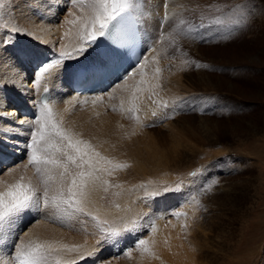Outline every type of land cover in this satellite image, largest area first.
Listing matches in <instances>:
<instances>
[{
    "label": "rangeland",
    "instance_id": "1",
    "mask_svg": "<svg viewBox=\"0 0 264 264\" xmlns=\"http://www.w3.org/2000/svg\"><path fill=\"white\" fill-rule=\"evenodd\" d=\"M58 1L59 0H53L49 2V4L51 5ZM68 1L63 0L62 2L60 0L65 7L75 6V4H67ZM181 1V10L176 14L173 13L168 16V24L166 23V25H164L160 19L158 28L154 31L155 33H153V31L151 33L150 31L147 32L148 43L150 42L147 49L155 50V52L151 61L148 62L145 69L142 70L143 73H148L149 77L145 83H143L141 91H146L144 92L146 95H154L156 98L160 99L158 102H165L167 105L170 104L167 108H162V113L165 115L163 118H155L153 123H138L142 129L133 130L132 127L134 126H132V123H135V121L132 119V116L136 118L135 113L138 114V107L141 106L140 108H142V102L145 103L144 100L141 99L145 98L146 95H138L141 99L136 98L135 103H138V101L141 103L137 104L136 107V104L133 102L128 103L124 98L119 99L120 97H117V92L111 94L109 98L97 100L99 106L103 108L101 112L98 113L102 114V116L100 120L91 121V124L89 122V124L87 123V115L81 110L80 103L72 107L65 115L64 119L58 115V119L64 122H58L63 128L65 126V129L71 131L74 127L71 132L74 137L76 136L75 139H82L85 141L86 137V140L91 138L92 140L89 139V142L85 141L88 142V144L90 142L92 143L91 148L93 144L101 142L100 144L97 143L99 146L97 144H95L96 147L95 145L93 146L95 147L93 148V155L95 153L100 154L99 157H95L96 160L98 159L97 161L103 162L111 159L121 160V157L122 159L125 157L123 161H115L117 164L116 169H125L128 173L133 172L131 171L132 167L129 160L134 162L138 156L137 153L145 148L143 139L147 135L152 138L149 139V143L155 142L154 144L163 151H172L169 149L167 150L170 146V149H174V145H177L180 140L177 135L172 136L175 133L171 134L172 128L168 127L169 125H178V128H182L181 125L187 126L189 122H194L189 120V118L195 119L196 121L199 120V123H201V120H203V122H207L208 120L207 123L210 126V132L214 134L213 137L211 135L204 136L202 134L197 138H193L190 133L197 125L194 127L191 126L192 130L190 132L187 131L183 136V142L181 141L179 143L180 145L186 143L185 148L188 147V150L186 148V153L187 159L189 160L186 164L179 165L181 168L180 170L174 171L171 177L160 180L162 182L153 180L147 182L133 181L134 186L141 183L138 185L141 186L140 189H146L139 195L137 194L138 201L136 203L143 201V205L146 207L149 202L160 203L161 201V205L164 204L165 210H168L166 212L167 216L164 217V220H162L159 226L155 224L153 220L151 221V219L147 218V215L142 213V216L144 214V219L146 218L143 225L145 227L142 228L141 232H137L138 234L133 236L135 239L133 238L132 244L131 241L129 244H127V241L123 244H117L114 254V248H112L107 258L105 255L100 258L94 257V264H138L142 261L141 259L138 260V256H140V254L141 256L143 255L141 248L144 245L138 247L137 242L141 239L147 240L148 237H154L155 239L163 238L160 233L166 229L168 239L172 240H168V242L173 245L170 256L173 262L172 264H181L182 262L184 264H188V262L189 264H211V260L214 257L218 259L215 264H264V90H262L264 86V0ZM21 2L25 4V0H2L3 6L0 7V33L6 28V20L16 19L14 11L19 7L15 8V5ZM17 13H20V16H18ZM15 14H17V17L23 16V13L19 11V9ZM57 37H55L57 39H55L54 45H57L59 42V35ZM44 49L47 51V45ZM160 52H162V54ZM256 55L260 56L263 63L256 60ZM142 76H144V74ZM153 76H155L156 80ZM212 76H217L223 80H229L233 86L229 88L227 83L222 82V86L217 88L211 87L207 79L210 80ZM149 79H151V81ZM200 79H202V82L206 81L202 83L199 81ZM206 82L208 87L207 84H205ZM169 85H172V87ZM161 87L163 88L161 89ZM173 87L177 90L173 89ZM166 89L169 90L165 91ZM162 90H164V92ZM141 91H139V93ZM168 91H172V94L170 95ZM163 93H166L164 94L165 96ZM175 93L176 96L174 95ZM168 96H172L170 97V99L172 98L171 101L168 100ZM94 103L95 102L91 105H94ZM88 112L95 113V110H88ZM123 112H125L124 116L121 115ZM81 113L83 114L79 115ZM108 113L109 115L111 114V116L117 115L126 118L125 121L126 123L128 122V124L125 125L127 126L126 128L131 126V128H129L130 130L124 133V127L118 126L116 119L106 117ZM72 114L79 115V117L73 116ZM154 115L155 114H152L153 117ZM72 117L75 118L73 119ZM55 119L57 120V117H55ZM76 119L78 120L76 121ZM82 119H85L84 122ZM101 119L104 120L103 122L107 120L105 124L101 122ZM188 120L189 122H187ZM167 122L169 123L167 124ZM101 123L104 125H101ZM109 124L110 126L112 124V126L110 127ZM82 130L85 131L83 132ZM79 133L83 134V136ZM84 135L86 137H84ZM142 135L144 138H140ZM126 136L128 138H126ZM26 138L27 135L25 136V140ZM93 138L96 140L98 138L99 140L96 141ZM102 138L104 139L102 140ZM146 139L148 140V137L145 138V141H147ZM133 147L137 148L134 149ZM260 147L262 151L258 152ZM130 149L134 150L131 152ZM133 151L137 152L134 153ZM26 155L25 152L20 159L16 160L17 166L19 165V168L16 167V170H22L23 173L29 166V164H23V162L27 160ZM23 157L24 159L22 162L21 159ZM101 157L105 159L101 160ZM112 162L114 163V160H111V163ZM126 163H130V166ZM124 164L126 166H124ZM190 166L192 167L191 169H189ZM11 167L12 166H9L8 168L12 169ZM8 168H2L0 172H4L8 170ZM170 169H174V167ZM33 170H35L34 173L38 176L36 168ZM193 173H195V175H193ZM110 175L111 172L108 176ZM125 177L126 176L120 174L115 175L110 182L113 183L112 181L116 178L124 179ZM139 177L141 178L142 176ZM20 180L18 179V181ZM130 187L133 186L130 185ZM40 188L42 193V182L40 183ZM164 188H168L169 191L163 193L162 190ZM153 191L161 192L162 194L157 197L147 196V193ZM107 193L110 192L106 191L105 194ZM166 195L169 199L168 202L166 200ZM145 197H149V199ZM124 198L125 196L123 194L111 195L108 198L109 204L112 207H116L115 201L121 203L124 201ZM182 198H186L187 203H185V206L183 205ZM164 200H166L167 203ZM90 206L91 205H88V208L87 205H84V211L80 212L85 213L84 217V214H79V211V215L76 214L75 219H77V221L75 219L74 221L75 224L76 222L78 224L76 226L77 231L74 229V232L80 235L82 234L81 236H84V239L92 238L91 241L92 243L95 242V247L102 246L98 243V241H101L104 237L102 229H123L126 225L130 226L132 224V221L127 219V217L130 218V210H128V208H123L128 212H124L125 214H121L119 218L105 220L101 215L104 212H102L103 210H99L98 206L108 211L107 206L104 207V204L102 206L97 204L96 207ZM68 207L69 205H63V211H65L66 214L69 213L68 215L74 218L77 211L71 206ZM128 207L131 208L132 206ZM73 210L74 213L71 212ZM158 210L159 208L157 206L153 208L156 221L162 219L157 216ZM175 213H183V215H175ZM80 215L83 219L80 218ZM85 217H87V220L84 219ZM78 218H80V221L83 220V223L82 221L80 222ZM88 220H90V225L91 221L93 225L90 226ZM123 220L126 222V225L124 224L125 226H123V223H125ZM94 221H96V223ZM118 223H122V225L119 226ZM85 225L89 228H86ZM177 228H179V230ZM155 229H158L157 232L160 233H157ZM15 230L16 229L12 231L13 235L17 233ZM175 232L176 235L174 234ZM226 234H231L230 241L220 239L221 237H225ZM146 235L147 237H145ZM156 236H158V238H156ZM171 237L174 238L171 239ZM228 237L229 235L227 238ZM95 238L99 239L96 240ZM9 241L10 240H7L6 249L8 251L10 250V255L13 256L15 249L12 246L13 244ZM174 241L179 244L177 245ZM180 241L184 244H181ZM116 242L117 240L110 241L107 244L111 243L110 246L115 247ZM107 244L106 247L109 248L110 246H107ZM180 245H182V248ZM134 249H136V251ZM129 250H134L135 252ZM128 252L131 253V256L128 255ZM178 253L179 256H177ZM135 254L138 259L134 256ZM181 256L187 259H182ZM58 259H52L55 263L50 261L47 264H59L61 263L60 260H63V257L60 256ZM104 259H108L110 262ZM136 259L138 263L134 261ZM14 262L18 264V262Z\"/></svg>",
    "mask_w": 264,
    "mask_h": 264
},
{
    "label": "bare ground",
    "instance_id": "2",
    "mask_svg": "<svg viewBox=\"0 0 264 264\" xmlns=\"http://www.w3.org/2000/svg\"><path fill=\"white\" fill-rule=\"evenodd\" d=\"M19 1H21V0H19ZM52 1H50V0H28V1H26L25 0V4H23L22 2L20 4L17 3L15 5V8L16 7H19V8L15 9V11H14V15H15L16 19L6 20L5 21L6 22V26H5L6 28H4V31L2 33H0V171H2L1 170L2 168L7 169L9 166H12L11 168L15 169L14 171H11L12 169L8 168V170H6L4 172H0V191H4L6 189L5 186H7L9 184L16 183L18 181V179L20 180V179L24 178L23 182H25V183H28L29 181H31L33 184H39V185L42 182L40 180V178L34 173L35 170H33V169H35V166L33 167L30 165L29 166L27 165L28 169L25 170L24 173L22 172V170H19V171L16 170V167L19 168L18 167L19 165L17 166L16 160L20 159V157H22V155L25 154L26 151H25L24 145H26L28 138H29V135H30V129L28 127L27 122L32 121L36 118V117H32L33 115L18 114L19 110L21 111L23 109L29 108V109L34 111V114L37 113L38 107L40 106V104H38L39 94H40L41 90H43L45 87H48L50 89V92H51V97L46 102L51 106L53 114H54V118L57 117L56 121L57 122L61 121L62 123H64V122H63V120L58 119V115L62 119H64V117L68 113V111L72 107H74L77 103H80L81 110L84 112V114L87 115V118H86L87 123L89 122L91 124V121H95L97 119L100 120V117L102 116V114H98V113H100L103 108H102V106H99V102H97V100L102 99V98H109V97H111L110 95L115 93V92H117V94H118L117 97H120L119 99L124 98L128 103H131V102L135 103L136 98L141 99V97L138 95L145 94L144 92H146V91L142 92L141 88H143V83H145V81L148 79L149 74L146 72L143 73L142 70L145 69L146 64L151 61V58L155 52V50L147 49L149 47V43H150V42L148 43V36H147L148 33L147 32L150 31V33H151L153 31V33H155L154 31L158 28V24L160 22V19H161V22L164 23V25H166V23L168 24V22H169L168 16L170 14H173V13L176 14L178 11H180L181 10V4L180 3L182 2L181 0H135V2L137 4H139V7H134V10L130 9V11L132 12V14L136 17V19L139 22L138 28H139L140 39H141V44H142V52H141L142 62L140 63V65L132 68L131 74H128L125 79L118 80L117 82L115 80H113L108 88L98 90V91H94V92H89V93H76L73 90H71V87H70V79H71L72 74L74 73V70L79 66H85L86 64L91 63L95 59L97 54L99 53L98 43L95 42V44L92 46V49L89 51L87 56H85L79 60L76 59L77 53L75 50L79 47H88V44L83 40V38L81 36V32H82V25L85 22V20L87 18H90L93 15V10H92V6H91L93 3V0H79V2L77 4H75V6H67V7H65L62 4L63 0H61L62 2H60V0H59L57 3H52L50 5L49 2H52ZM40 3H41V5H40ZM67 4L71 5L70 1H68ZM183 7H184V5H183ZM18 9H19V11H21L23 13L22 17H17V14H18V16H20V13L15 14L18 11ZM24 15H25V17H24ZM77 17H79L80 19H77ZM73 19H77L76 24H70L69 23V21L73 20ZM4 20H5V18H4ZM0 26H1V23H0ZM66 33H67V35H66ZM56 34L59 35V42L57 45H54L55 39L58 38L57 37L58 35H56ZM55 37H57V38H55ZM46 45L48 48L47 51L44 49ZM61 51L71 53L70 56L65 57L64 60L62 61L63 67L62 68L60 66L53 67L52 69L49 70L48 73H45L44 76L39 79V83H36V74H37L38 68L42 64L49 62L51 59L57 58L56 54L58 52H61ZM152 52H153V54H152ZM160 53L162 54V52H160ZM255 58L257 61L259 60V62L263 63V61L259 55H256ZM143 74H144V76H142ZM214 77L212 76L210 80L207 79V81H209L208 84L211 85V87L217 88L219 86H222L223 83H227L229 85V88H230V86H233V84H231V82L229 80H226V79L223 80L217 76H214ZM150 78H152V77H150ZM153 78H155V76H153ZM202 79H200L199 81L202 82ZM149 80L151 81V79H149ZM155 80H156V78H155ZM158 81H159V79H158ZM204 82H202V83H204ZM205 84H207V82ZM208 84H207V87H208ZM178 85H179V83H178ZM169 86L172 87V85H169ZM171 87H170V89H171ZM225 87H226V85H225ZM162 88L163 87H161V89ZM176 88H177V86H176ZM176 88L173 87V89H176ZM263 88H264V86H263ZM263 88H262V90H264ZM167 90H169V89H166L165 91H167ZM139 91H141V92L139 93ZM162 91L164 92V90H162ZM168 92L170 93V95L172 94L171 93L172 91L171 92L168 91ZM164 94H166V93H163V95ZM174 95L176 96V93ZM170 97H172V96H170ZM170 97L168 98L169 101H171V99H172V98L170 99ZM174 97H173V99H174ZM162 98H163V96H162ZM141 100H144L145 103L142 102V104H143L142 108H140L141 104L139 105L140 106V107H138L139 112H138V114L135 113L136 118L132 116V119L135 121V123L130 122V123H132V126H134V127H132L133 130H137V129L141 130L142 129V127H140V125L138 123H140V124H142L143 122H149V123L152 122L153 123L155 118H158V119L163 118L165 115L162 113L163 112L162 108L163 109H164V107L167 108V106L170 105V104L167 105V103H165V102H158V101H160V99L156 98L154 95H146L145 98H143ZM93 102H95V103L97 102V103L96 104L94 103V105H91ZM139 103H141V102L138 101V103H135L136 107H137V104H139ZM168 103H171V102H168ZM88 110H95V113L88 112ZM82 114L83 113H81L79 115H82ZM152 114H155L154 117L152 116ZM74 115L76 117L77 116L79 117V115H76V114H74ZM121 115L124 116L125 112H123V114L121 113ZM106 117H112V118L116 119V123H118V126L124 127V129H123L124 133H127V131L130 130L129 128H131V126L126 128L127 126L125 124H128V122L126 123V121H125L126 118H124V117H120L117 115L111 116V114L109 115V113H108V116H106ZM78 119H76V121ZM143 119H146V120H143ZM84 120H83V122H84ZM189 120L194 121L195 123L194 122L190 123ZM189 120L187 122H189L190 125L189 124L187 126L181 125L182 128H178L177 127L178 125H169L168 126V127L172 128L171 134L175 133L172 136L177 135V137H179V140H180L177 145H174L175 146L174 149H170L171 146L167 148V150L168 149L172 150L170 152L166 151V150L163 151L162 149H160L159 147H157L154 144L155 142L149 143V139H152L149 137V135H147L145 137V138L148 137V140L146 139L147 141H145V138L142 135L143 137L141 136L140 138H144L143 140L145 142V144H144L145 148L142 149L141 152L137 153L138 156L136 157L135 160L133 159L134 162H131L129 160V162L131 163V167H132L131 171H133V172L129 171L130 173H128L127 170H125V169H121V170H119L118 168L116 169V165H117L116 162H119L121 160L123 161V159L125 157L123 159L121 157L120 158L121 160L111 159V160H114V163L113 162L111 163V160H109V161L107 160V161H103V162L100 161L99 163H97V165H96L97 171L95 172V175L98 176L99 179L95 180V181L89 180L87 186L84 188L83 197L82 198L79 196L77 197V199H79L81 201L79 206L82 208H84V205H87V207H88V205L96 207L97 204L100 206H102L104 204V207L107 206L108 211H107V209H104V208L98 206L99 210H103L102 212H104V213H102L101 215L104 217L105 220L110 219V218H112V220L117 218V217L119 218V216L121 214L123 215L124 212H128V211L124 210L125 208H128V210H130L129 211L130 218L127 217V219H130L132 221V223L136 222L139 226L134 231L125 232L121 235V237L117 238L116 239L117 242L115 243V247H111L110 246L111 243L107 244V246H110L109 248L106 247V244L99 246V247H95V242L92 243V241H91L92 238L84 239L85 237L83 236L84 237L83 238L81 236L82 234L80 235L78 233H75L74 229L77 231L76 226L78 223L76 222V224H75L74 219H75L76 214H78V211L75 209L77 212L75 211L76 212L75 215L73 214L74 218H72V216L68 215L69 213L66 214L65 211H63L64 210L63 205H61L59 208H54V207L42 205L39 213L29 212V213L25 214L24 216H22L19 219L17 224L14 226V229H16L15 232H17V233L13 235V232H11V235L7 238V240H10L9 242H11L12 244L18 243V241L16 240V237L19 236L25 242H27L28 240H39V241L49 240V241H58L60 245H67L69 247H71L73 245H77V246H79V252H70L67 249H61L60 252L58 254H56L53 258L49 259L46 262V264L50 261H53L52 259L57 260L60 256L63 257V260H60L61 263H59V264H85V261L81 260V254L85 253V252H93L95 250V254L88 257L86 260V264H94L95 263L94 257L100 258L101 256L105 255L107 258L108 257L107 255L109 254V252L112 251V248H114V251H113V254H114L116 247H117V244H123L126 241H127V244H129L130 241L132 244L133 238H134L133 236L138 234L137 232H141L142 228L145 227V226H143L145 219H146V218L144 219V217H143L144 214L148 216L147 218L151 219V221L153 220V222H155V224H158L160 226L162 223V220H164V217L167 216L166 212L168 210H165L164 204L161 205L162 204L161 201H160V203L159 202L158 203L149 202V204L146 207H144L143 201H139L138 203H136L138 201L137 196L141 192H144L146 189H143V190L140 189L141 186H138V185L141 183H138V185L136 184L134 186L133 181H135V182H140V181L147 182V181L153 180V181L162 182L160 180H163L167 177H171L173 175L172 173L174 171H177L178 169L180 170L181 168L179 165H184V163L186 164L189 160L187 159V153H186V151L188 150V147H186L187 150L185 148L186 143H183L181 145L179 143L181 141L183 142V140H182L183 136L187 133V131L190 132L192 130V127H194L195 125H197V126L190 133L193 138L194 137L197 138V137H199V135L201 136L202 134L204 136L211 135L213 137L214 134H213V132H212V134L210 132V126L207 123L208 120H207V122L206 121L203 122V120H201V123L198 122L199 120L196 121L195 119H190V118H189ZM20 121H25V124L21 125L19 123ZM86 121H85V123H86ZM103 121L104 120H102L101 122L105 124V122L107 120L105 122H103ZM254 121H255V119H254ZM71 122H72V120H71ZM74 123H76V122H74ZM81 123H82V121H81ZM102 123H101V125H104ZM130 123H129V125H130ZM168 123L169 122H167V124ZM71 124H73V123H71ZM170 124H171V122H170ZM98 125H99V123H98ZM72 126H74V125H72ZM109 126H110V124H109ZM111 126H112V124H111ZM69 127H70V125H69ZM87 127H88V125H87ZM116 127H117V125H116ZM64 128H65V126H64ZM73 129H74V127H73ZM73 129L71 131H73ZM143 129H146V128H143ZM97 130H99V129H97ZM244 130H245V128H244ZM111 132H112V130H111ZM75 133H77V132H75ZM86 133H87V131H86ZM86 133H85V135H86ZM97 133H98V131H97ZM79 134H81V133H79ZM171 134H170V136H171ZM26 135H27V138L25 140ZM81 135L83 136V134H81ZM85 135H84V137H86ZM75 137H74V139H75ZM77 138H78V136H77ZM126 138H128V137L126 136ZM129 138H131V137H129ZM86 139H87V137H86ZM86 139H85V141H88L91 138H89L88 140H86ZM103 139L104 138H102V140ZM94 140H96V139H94ZM97 140H99V139L97 138ZM90 143H89V145L91 146L92 143L91 144ZM97 143H95V144H97ZM100 143H98V144H100ZM104 143H106V142H104ZM95 144H93V146ZM103 145H105V144H103ZM93 146H92V149L96 147V145H95V147H93ZM190 146H191V144H190ZM136 148L137 147H135L134 149H136ZM134 149H132V150H134ZM132 150L130 149L131 152H132ZM261 151H262V148L260 147L258 152H261ZM133 152L135 153L137 151H133ZM131 154H133V153H131ZM23 159H24V157L21 159L22 162H23ZM23 164H28V161L25 160V162H23ZM126 164H128V163H126ZM129 164H128V166H130ZM188 164H190V163H188ZM27 166H26V168H27ZM124 166H126V165L124 164ZM177 166H179V167H177ZM173 167H174V169H170ZM191 168L192 167L190 166L189 169H191ZM24 169H25V167H24ZM109 172H111L110 176H108ZM119 174L126 176V177L124 179L116 178L114 181H112L113 183H111L110 180L115 175H119ZM138 175L142 176V177L140 178ZM146 177H148V178H146ZM70 182H71V177L69 176V178L65 181V183L69 184ZM130 185H132L133 187H130ZM144 186H147V185H144ZM106 191H108L110 193L105 194ZM54 194H55L54 189L50 188L49 189V196L51 197ZM114 194H123L125 196L124 201H122L121 203L115 201L116 207H112L109 204V199H108L111 195H114ZM65 195H67V193H65ZM166 197H167V195H166ZM145 198L149 199V197H145ZM186 198H182L184 206L186 205L185 203H187ZM151 199H153V198H151ZM166 200L168 202V200H169L168 197ZM166 200H164V201L166 202ZM128 206H132V207L130 208ZM155 206H157L159 208L157 216L159 218H162V219H160V221H156V218H155L156 215L153 212V208ZM170 208H171V206H170ZM85 209H86V206H85ZM65 210H67V209H65ZM71 212L74 213V210ZM80 212H82V211H79V214H81V215L84 214L83 215V217H84L85 213L84 212L80 213ZM142 213H144L143 216H142ZM80 218H82V216ZM80 218H78V220ZM86 218L87 217H85L84 219H86ZM75 220L77 221V219H75ZM81 221L83 223V220H81ZM88 221L87 222L90 225V220H88ZM94 222L96 223V221H94ZM88 223H85V224H88ZM128 223H129V220H128ZM124 224L126 225V222L123 223V226H125ZM91 225H93L92 221H91ZM116 225H117V223H116ZM120 225H122V223L119 224V226ZM85 226H86V228L88 227L87 225H85ZM153 226L156 227L155 225H153ZM176 226H178V225H176ZM80 229H82V228H80ZM158 229L157 230L155 229L156 232L158 231ZM177 229L179 230V228H177ZM95 230H96V228H95ZM152 233H150V234H152ZM157 233H160V232H157ZM166 234H167V229L160 233V235L163 238L155 239L154 237H150V238L148 237L149 239L147 238V240H145L146 244L144 246H142V248H141L143 251V255L141 256V254H140V256H138L139 259L136 256L137 252L134 255L135 257H137L138 260L141 259L142 261L140 263H138L137 259L134 261L135 262L137 261L138 264H172L173 262L170 259V256H171V250L173 248V245L170 242H168L169 239H168V235H166ZM174 234L176 235V232ZM125 235H126V237H125ZM170 235H171V232H170ZM172 235H173V233H172ZM228 235H229V237L227 238ZM178 236H180V235H178ZM145 237H147V235ZM145 237H143V238H145ZM123 238H124V240H123ZM156 238H158V236H156ZM172 238H174V237H171V239ZM230 238H231V234H226L225 237H221L220 239H222V240L224 239L226 241V240H229ZM95 239H94V241H95ZM98 239H96V240H98ZM7 240L5 242L6 244H7ZM169 241H172V240H169ZM174 242H176V241H174ZM178 244L179 243H177V245ZM181 244H184V243L181 242ZM177 245H175V246H177ZM181 246L182 245H180V247ZM184 248H186V247H184ZM175 249H177V248H175ZM134 250L136 251V249H134ZM134 250H129V251L135 252ZM184 251H185V249H184ZM186 251H187V249H186ZM180 255H181V253H180ZM177 256H179V253ZM189 257H192V256H189ZM132 258H134V257H132ZM0 259H3L4 261H10V264H17L14 262V260H12V256L10 255V250L8 251L6 249V247H0ZM182 259H187V258L182 257ZM104 260L109 261L108 259H104ZM106 261H104V262H106ZM217 261H218V259L214 257L211 260V264H215V263H217ZM186 262H187V260H186ZM188 264H189V262H188Z\"/></svg>",
    "mask_w": 264,
    "mask_h": 264
},
{
    "label": "snow or ice",
    "instance_id": "3",
    "mask_svg": "<svg viewBox=\"0 0 264 264\" xmlns=\"http://www.w3.org/2000/svg\"><path fill=\"white\" fill-rule=\"evenodd\" d=\"M78 2L79 0H70L71 4ZM2 6V0H0V7ZM91 6L93 15L85 20L81 32V36L88 47L77 48L75 50L76 59L79 60L87 56L98 37L108 38L109 50L98 53L89 65L78 72V75H83L85 78L89 74H104L109 71L115 59L121 54V50L134 47L138 39V33L134 28L125 29L122 27V20L114 25L111 30L109 27L113 21H117L118 16L134 7H139L135 0H93ZM77 19L80 18L77 17ZM77 19L70 20L69 23L76 24ZM70 55L71 53L61 51L56 54L57 58L42 64L36 74V83H39V79L53 67L60 66L62 68V61ZM19 123L24 125L25 121ZM27 124L30 129L28 142L24 145L27 161L29 165L35 166L38 177L43 184V191L41 193L39 184H33L31 181L25 183L23 179L7 185L4 191H0V247H6L5 242L11 232L14 231V226L19 219L29 212L39 213L42 205L54 208L69 205L77 211H84L79 206L81 201L77 197H83L84 188L89 180L99 179L95 175L96 165L99 163L95 157H99L100 154L95 153L93 155L94 150L87 142L74 139L73 133L63 128L56 121L52 108L47 102L38 107L36 118ZM100 159L105 158L101 157ZM69 176L71 182L66 184L65 181ZM50 188L55 191L51 197L49 196ZM168 191V188L162 190L163 193ZM161 194V192L156 191L147 193L150 197H157ZM175 215H183V213H175ZM138 226L136 222H133L123 229H102L104 237L98 243L104 245L110 241H115L123 233L134 231ZM16 240L18 243L12 245L15 249L12 260L18 264H46L61 249L79 252V246L60 245L58 241L28 240L25 242L19 236L16 237ZM145 244L146 241L143 239L137 242L138 246ZM94 254L95 250L82 253L81 260L85 261L86 264L87 258ZM128 255L131 253L129 252ZM0 264H10V261L0 259Z\"/></svg>",
    "mask_w": 264,
    "mask_h": 264
}]
</instances>
